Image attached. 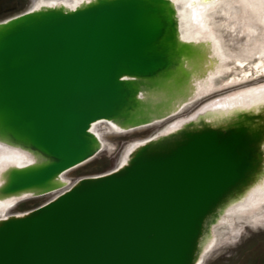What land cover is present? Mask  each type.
I'll return each mask as SVG.
<instances>
[{
    "label": "water",
    "instance_id": "1",
    "mask_svg": "<svg viewBox=\"0 0 264 264\" xmlns=\"http://www.w3.org/2000/svg\"><path fill=\"white\" fill-rule=\"evenodd\" d=\"M25 16L0 24V124L43 160L12 171L4 195L49 193L55 177L89 161L91 125L133 116L135 81L168 70L164 42L177 37L169 0ZM191 124L147 141L123 168L3 220L0 264H194L208 220L259 168L264 138L240 121Z\"/></svg>",
    "mask_w": 264,
    "mask_h": 264
},
{
    "label": "bare ground",
    "instance_id": "2",
    "mask_svg": "<svg viewBox=\"0 0 264 264\" xmlns=\"http://www.w3.org/2000/svg\"><path fill=\"white\" fill-rule=\"evenodd\" d=\"M98 1L100 0H53L50 2H41L37 4L33 10L24 14L27 16L31 14L35 15L47 10L66 13L74 12L78 9L96 4ZM171 1L173 2V0ZM179 1H181L183 8L187 11L185 19L186 22L188 21L190 24L191 30L177 36L176 44H173V35L168 32V38L164 43H166V41L169 42L170 66L167 71L160 73L152 80L135 81L134 85L138 89V103L135 106L133 116L120 120H102L91 125L89 133H91L96 140L94 143L95 150L93 156L103 148V142L99 134L95 131L96 125L107 122L114 130L120 133L135 130L142 126H149L154 122L163 120L162 118L166 116L177 113L190 101L213 91L217 87L226 85V83L222 82L220 86H216L213 83V79L230 70L231 67H229L228 62L233 57L230 55L231 53H229L228 49L221 45L219 37L215 36L212 32L213 30L208 31L204 29L202 19V15L207 10L211 9L217 0ZM241 2L244 9L251 11L258 22L264 26V0H242ZM230 10H224L223 13L229 16ZM27 16H25V18ZM20 19L23 20V18ZM8 20L9 19L4 22L2 21V23H6ZM6 25L11 26L12 23ZM2 28L5 27H0V31H3ZM258 43L260 44L255 42L251 49L246 48L245 52L239 53V55L236 54V63H242L241 56L245 58H251L255 55L264 56V41ZM263 106L264 86L245 92H239L238 94L223 98L219 102L208 106L202 111V114L197 113L198 115H194L190 119L169 125L153 139L174 135V133L176 134L178 131L183 130L189 122L192 123L191 127H200L202 125L225 127L234 123L243 113L255 114L259 112ZM142 121L149 122L142 124ZM1 127L0 124V213H3L18 200L30 196H42L47 193L45 188L24 190L12 195H4L1 192V189L6 185L7 178L12 171H20L39 166L43 160L41 154L27 147V143L14 139L8 132L3 131ZM149 140L134 145L129 149L119 169L126 166L137 148L144 145ZM261 147L262 160L255 175L247 184L235 190L219 206L215 215L208 220V229L200 241L198 257L194 264H201L204 254L214 244L215 240L211 228L221 223L226 214L246 213L247 211L254 210L264 202V141ZM62 177L63 174L55 177L46 187L48 189L47 192H51L63 186L65 181ZM2 221L3 220H1L0 223Z\"/></svg>",
    "mask_w": 264,
    "mask_h": 264
},
{
    "label": "rangeland",
    "instance_id": "3",
    "mask_svg": "<svg viewBox=\"0 0 264 264\" xmlns=\"http://www.w3.org/2000/svg\"><path fill=\"white\" fill-rule=\"evenodd\" d=\"M50 1L53 0H15L14 4L23 2L24 8L18 13L0 18V23L30 12L41 2ZM169 1L174 10L177 36L189 32L191 27L185 19L187 11L183 8L181 1ZM241 1L217 0L215 5L202 15L204 29L213 30L215 36L219 37L221 45L228 49L233 57L228 62L230 70L213 79L216 86H220L222 82L226 85L217 87L190 101L177 113L149 126L120 133L107 122L96 125L95 131L103 142L101 151L86 163L64 173L62 178L65 184L63 186L42 196H30L18 200L10 208L0 213V221L28 215L37 208L55 200L82 179L99 177L117 171L127 152L134 145L153 139L175 122L202 114L205 108L223 98L264 86V56L255 55L251 58L241 56L242 63L239 64L235 61L236 54L245 52L246 48L251 49L255 42L260 44L258 42L264 41V26L258 22L251 11L244 9ZM4 3L5 0H0V11L4 9ZM223 9L225 11L231 9L229 16L223 13ZM243 115H247L246 117H249L250 120L242 117L236 119L235 122L240 121L243 125L247 124L248 128L263 139L264 106L255 114L243 113ZM221 223L211 228L215 241L204 254L201 264H264V202L246 213L226 214Z\"/></svg>",
    "mask_w": 264,
    "mask_h": 264
},
{
    "label": "trees",
    "instance_id": "4",
    "mask_svg": "<svg viewBox=\"0 0 264 264\" xmlns=\"http://www.w3.org/2000/svg\"><path fill=\"white\" fill-rule=\"evenodd\" d=\"M15 0H5V3L3 4L4 9L0 11V18H3L7 15H12L14 13L20 12L24 8V3H17L14 4ZM22 1V0H21Z\"/></svg>",
    "mask_w": 264,
    "mask_h": 264
}]
</instances>
